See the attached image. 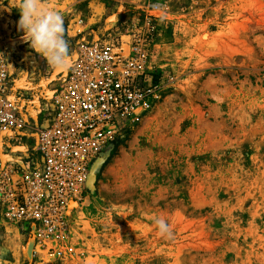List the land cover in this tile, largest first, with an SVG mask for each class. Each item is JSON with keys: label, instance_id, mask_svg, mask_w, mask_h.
<instances>
[{"label": "rangeland", "instance_id": "obj_1", "mask_svg": "<svg viewBox=\"0 0 264 264\" xmlns=\"http://www.w3.org/2000/svg\"><path fill=\"white\" fill-rule=\"evenodd\" d=\"M19 2L0 0V43L19 52L15 69L30 65L50 116L66 66L50 69L29 47ZM42 3L77 38L68 57L80 42L150 20L160 95L72 207L61 257L35 253L31 234L0 220V264H264V0ZM161 215L170 239L157 234Z\"/></svg>", "mask_w": 264, "mask_h": 264}, {"label": "built area", "instance_id": "obj_2", "mask_svg": "<svg viewBox=\"0 0 264 264\" xmlns=\"http://www.w3.org/2000/svg\"><path fill=\"white\" fill-rule=\"evenodd\" d=\"M153 28L150 20L137 22L126 33L77 44L46 124L32 123L9 99L11 76L0 50V220L31 234L35 253L64 252L71 204L88 195L95 161L159 98Z\"/></svg>", "mask_w": 264, "mask_h": 264}, {"label": "clouds", "instance_id": "obj_3", "mask_svg": "<svg viewBox=\"0 0 264 264\" xmlns=\"http://www.w3.org/2000/svg\"><path fill=\"white\" fill-rule=\"evenodd\" d=\"M17 8L20 12L18 27L29 47L46 59L50 69L65 67L69 44L65 38L62 14L43 5L42 0H20ZM154 224L161 238H172V226L163 215L154 218Z\"/></svg>", "mask_w": 264, "mask_h": 264}, {"label": "crops", "instance_id": "obj_4", "mask_svg": "<svg viewBox=\"0 0 264 264\" xmlns=\"http://www.w3.org/2000/svg\"><path fill=\"white\" fill-rule=\"evenodd\" d=\"M94 31L95 30L93 28V32ZM0 47L2 49L1 51L7 58L11 76L9 99L15 104L17 111L25 118H33L36 122L40 120L42 123L46 124L48 122V119H46L47 116H43L40 110L43 92L39 89L40 84H35V78H33L32 74L29 72L30 65L28 63L24 65L19 62L21 66L15 69V65L12 60L14 54L17 55L19 53L16 51L15 46L10 44L8 40H5L0 43ZM53 92L54 91H52V95ZM31 122L34 123L33 121Z\"/></svg>", "mask_w": 264, "mask_h": 264}, {"label": "water", "instance_id": "obj_5", "mask_svg": "<svg viewBox=\"0 0 264 264\" xmlns=\"http://www.w3.org/2000/svg\"><path fill=\"white\" fill-rule=\"evenodd\" d=\"M69 66V60L66 63V67H65V71H67V67ZM115 144H112L100 157L99 159H97L93 165L92 168V172L88 181V188L90 190L91 193H94L95 191V179H96V175L95 173L97 172V170L101 167L102 163L105 160V157H107V155L110 154V152L112 151V149L114 148Z\"/></svg>", "mask_w": 264, "mask_h": 264}, {"label": "trees", "instance_id": "obj_6", "mask_svg": "<svg viewBox=\"0 0 264 264\" xmlns=\"http://www.w3.org/2000/svg\"><path fill=\"white\" fill-rule=\"evenodd\" d=\"M65 38H66V40H67L68 42L73 41L74 39H77V38H70V37L67 36V34H65ZM156 81H157V80H156ZM29 236H30V235H29Z\"/></svg>", "mask_w": 264, "mask_h": 264}, {"label": "bare ground", "instance_id": "obj_7", "mask_svg": "<svg viewBox=\"0 0 264 264\" xmlns=\"http://www.w3.org/2000/svg\"><path fill=\"white\" fill-rule=\"evenodd\" d=\"M78 204L76 203V202H73L72 204H71V209H72V207H75V206H77Z\"/></svg>", "mask_w": 264, "mask_h": 264}]
</instances>
